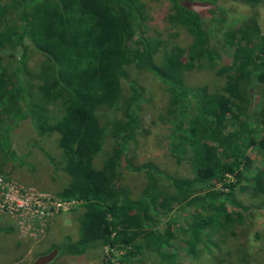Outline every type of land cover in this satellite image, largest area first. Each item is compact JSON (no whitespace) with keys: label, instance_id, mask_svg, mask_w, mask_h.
Listing matches in <instances>:
<instances>
[{"label":"trees","instance_id":"trees-1","mask_svg":"<svg viewBox=\"0 0 264 264\" xmlns=\"http://www.w3.org/2000/svg\"><path fill=\"white\" fill-rule=\"evenodd\" d=\"M166 1L165 20L191 37L185 49L159 52L164 41L145 36L147 6L140 0H7L0 7V45L17 50L11 73L0 66V152L6 160L28 166V155L17 157L13 151L10 133L26 121L38 135L56 131L62 151L59 164L70 179L59 197L77 199L83 206L78 240L46 252L57 249L55 260L107 246L117 264H144L153 256L173 257L167 250L176 241L190 255L209 253L214 244L205 233L229 230L233 222L241 221L240 213L227 206L239 207L232 196L235 184L226 186L225 198L215 205L213 196L207 201V194L200 195L199 187L225 182L226 175L238 183L241 167H248L244 150L255 146L264 154V134L244 136L252 130L239 121L251 91L264 89V37L255 23L230 29L223 44L232 48L231 62L216 69L221 54L210 45L201 15L188 4L200 2L218 10L215 0ZM31 52L43 58L34 75L44 86V96L32 89ZM130 64L166 87L174 110L169 152L177 162L190 164L191 178L173 177L152 163L135 164L128 158L144 101V89L129 79ZM195 69L212 72L219 82L212 95L203 87L194 92L186 86V74ZM120 80L127 81L130 94L121 111ZM52 89L63 111L54 124L45 116V102L51 101L44 99ZM219 116L239 121L233 125L237 130L225 132ZM109 139L113 146L105 156ZM41 151L56 172L55 160ZM121 169L144 174L138 195L122 181ZM163 179L170 187L166 193L158 188ZM174 205L185 209L182 222L172 218L162 228V218Z\"/></svg>","mask_w":264,"mask_h":264},{"label":"rangeland","instance_id":"rangeland-1","mask_svg":"<svg viewBox=\"0 0 264 264\" xmlns=\"http://www.w3.org/2000/svg\"><path fill=\"white\" fill-rule=\"evenodd\" d=\"M7 0H0L2 3ZM146 6L145 21L142 23L145 36L161 39L162 50L174 48L185 49L191 44V37L182 28L170 25L165 16L168 12L166 0H140ZM218 10L205 3H188L201 15L203 28L210 45L216 47L221 54L219 68L231 62L232 48L225 46L224 34L230 29L255 23L261 36L264 37V0H215ZM17 50L7 44L0 45V66L5 72L13 71ZM43 58L39 53L31 52L29 69L34 76L31 79L35 95L44 96L43 84L37 80ZM130 80H135L144 89V101L140 107V124L135 137L130 141L128 158L135 164L152 163L158 170L177 178H191L190 164L186 161L177 162L169 152L170 135L173 127V108L169 104L166 87L153 77L140 73L133 64L126 67ZM218 81L208 70H192L185 76V84L190 89L203 87L208 94L218 89ZM54 85H46L47 89ZM46 91V89H45ZM45 98V116L48 122L63 115L62 109L56 104L59 95L54 93ZM119 110L128 104L130 96L127 81L119 82ZM233 111V108H232ZM122 114V112H120ZM217 121L228 130H237L239 121L252 130V134L244 136L260 137L264 134V89L251 91L247 101L243 103V113L239 121L229 116H219ZM236 125V126H233ZM59 135L52 129L38 135L29 121L9 135V143L17 157L25 158L27 165L6 160L0 152V264H31L38 256L45 254L52 247L65 241L76 242L79 238V220L83 212L82 202L77 199H62L59 193L68 187L69 177L61 169L62 151L58 148ZM112 139L105 142L104 154L110 153ZM242 150V145H240ZM45 151L57 163L54 172L43 155ZM248 158V167H241L238 172L241 179L226 175L221 183H213L199 187L200 195L207 194L208 200L218 204L225 198L227 185L235 184L232 196L239 207L233 208L227 203L228 209L239 212L241 221L233 222L229 230L207 231L210 242L214 244L211 252L200 250L190 255L183 245L176 241L170 259L163 260L158 256L149 257L144 264H264V154L255 146L244 150ZM244 157V156H243ZM221 158H224L221 155ZM103 159V158H102ZM99 164L95 163V166ZM122 181L126 183L134 196L138 195L145 185L143 173L126 172L121 169ZM263 184L258 185V182ZM158 188L166 193L168 182L159 181ZM212 193V195H210ZM233 208V209H232ZM182 205H174L170 214L162 218V228L169 219L182 222ZM188 213L191 211L188 209ZM163 217V216H162ZM189 221V219H187ZM205 240V239H204ZM201 243L198 248H202ZM117 256H112L107 246L90 247L79 257H61L52 264H117Z\"/></svg>","mask_w":264,"mask_h":264},{"label":"water","instance_id":"water-1","mask_svg":"<svg viewBox=\"0 0 264 264\" xmlns=\"http://www.w3.org/2000/svg\"><path fill=\"white\" fill-rule=\"evenodd\" d=\"M58 256V250L53 249L44 255L38 256L31 264H50Z\"/></svg>","mask_w":264,"mask_h":264}]
</instances>
